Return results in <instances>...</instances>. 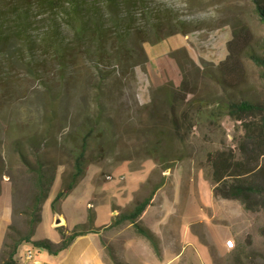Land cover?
<instances>
[{
    "label": "rangeland",
    "instance_id": "374dc122",
    "mask_svg": "<svg viewBox=\"0 0 264 264\" xmlns=\"http://www.w3.org/2000/svg\"><path fill=\"white\" fill-rule=\"evenodd\" d=\"M151 1L170 9L172 18L186 22L189 33L156 44L146 43L148 63L145 68H135V86L124 80L121 89V85L109 82L98 100L101 92L95 87L98 81L88 63L84 72L70 71L63 80L54 67L31 73L21 64L0 65V257L7 235L29 231L34 169L39 165L46 179L53 181L39 212L43 222L36 227L38 240L56 243L58 227L67 225V231L72 232L77 225L87 224L94 212L95 227L111 224L115 208L122 212L131 209L136 201L149 196L155 185L162 184L141 217L142 225L159 238L160 255L132 225L124 224L102 230L101 243L108 264H264V212L251 213L238 201L215 199L212 195L207 154L232 143V137L239 134L236 124L227 115L211 119L204 113L215 100L264 98L262 69L249 58L243 57L245 79L236 88L223 82L217 71L228 55L227 43L234 28L247 27L252 34L251 49L263 53L264 24L256 13L255 0ZM181 48L202 68L196 74L182 61L184 75L194 83L193 97L201 103L197 101L196 109L191 110L194 126L190 131L184 129V138L172 135L162 140L158 153L173 159L164 160L156 153L152 155L154 140L144 131L155 125L170 131V114L158 92L164 84L158 59ZM163 68L166 76L171 69L177 71L173 75L179 74L175 59H167ZM99 101L106 107L103 119L114 122L115 127L107 134L108 146L114 145L113 153L108 147L107 158L89 165L73 193L53 211L62 176L71 167V154L67 153L71 145L66 136L88 117L97 116ZM208 104L210 108H206ZM157 105H161L162 113L155 121L150 109ZM186 108L180 104L178 112ZM51 111L53 123L48 121ZM98 144L100 141H92L91 151ZM55 216L61 224H55ZM209 216L214 217L219 229L208 236L207 250L198 235L205 229L199 220L206 221ZM222 229L227 235L222 236ZM228 238L235 240L236 249L220 256L216 245L220 241L224 245Z\"/></svg>",
    "mask_w": 264,
    "mask_h": 264
},
{
    "label": "trees",
    "instance_id": "16d2710c",
    "mask_svg": "<svg viewBox=\"0 0 264 264\" xmlns=\"http://www.w3.org/2000/svg\"><path fill=\"white\" fill-rule=\"evenodd\" d=\"M255 4L256 13L264 24V0H255ZM161 6L151 0H0V65L21 64L31 73L54 67L61 74L60 80H63L70 71L84 72L83 68L88 63L98 81L95 87L101 92L98 94V100H101L103 89L109 82L121 85V89L124 80L135 86V68H145L148 63L144 48L146 43L156 44L171 36L189 33L186 22L172 18V11ZM251 44L252 34L247 27L233 29L232 39L227 43L228 55L217 66L223 82L230 88H236L245 79L243 57L261 67L264 78V48L259 55L253 52ZM169 58L175 59L180 75H173L177 71L171 69L166 76L163 65ZM182 61L196 74L202 72V68L183 48L158 59V68L163 71L164 78V84L158 92L170 114V131L157 125L144 131L146 136L151 135V140H154L150 148L154 151L152 155L156 153L164 160L173 159L168 154L158 153L162 140L172 135L184 138V129L190 131L194 126L191 110L198 105L197 98L193 97L194 83L192 78L184 75ZM54 104L51 103V107ZM180 104L187 106L181 113L178 112ZM105 108L99 101L97 116L88 117L74 133L66 136L71 145L67 150L71 154V167L62 176L61 188L52 202L53 211H56V205L63 203L73 193L85 177L89 165L113 153L114 145L108 146L110 139L107 134L115 126L112 119H103ZM206 108H210L209 104ZM53 111L48 118L50 123L54 122ZM201 111L202 114H209L211 119L227 115L239 132L232 137L230 145L207 154L213 198L238 201L251 213L264 212V98L261 101L215 100L211 109L204 113ZM160 112L161 105L152 106L150 116L155 121L160 120ZM50 131H47L49 136ZM92 141H100L93 151L90 149ZM108 147L110 153L106 150ZM34 174L35 195L29 231L23 235H7L8 241L3 244L0 264H21L18 252L23 244H30L56 256L79 236L100 234L101 229L94 227V212L90 214L87 224L77 225L72 232L58 227L61 235L58 245L47 239H33L36 227L41 222V206L48 198L53 181L43 175L42 166L38 165ZM160 186L162 184L155 185L149 196L136 201L129 210L122 212L115 208L118 213L108 227L132 225L150 242L157 255H160L159 239L150 228L142 225L141 217L152 204Z\"/></svg>",
    "mask_w": 264,
    "mask_h": 264
},
{
    "label": "crops",
    "instance_id": "0c3cea01",
    "mask_svg": "<svg viewBox=\"0 0 264 264\" xmlns=\"http://www.w3.org/2000/svg\"><path fill=\"white\" fill-rule=\"evenodd\" d=\"M117 213L118 211L113 210L114 216ZM56 216L61 218L59 215ZM56 216L54 217V220H56ZM114 216L112 217V221L114 219ZM62 217L66 219V217L63 214ZM213 220L214 217L212 216H209L206 221H204L203 219L199 220V222L201 223L202 226L205 227V229L203 233L198 235V237L201 243L203 244V246L207 250H208V246H207L208 244L206 240L208 239V236L211 235L213 232H218L219 229V226L215 225ZM42 222H43V217L40 223ZM66 222L70 227L67 219ZM40 223L37 225V229ZM110 225L111 224H108L102 228H98L94 226L97 229H101L100 234L88 233L86 235L79 236L73 241V243L66 250L60 252L56 256L49 254L45 250L36 249L30 244H23L19 249L18 258L20 259L21 264H108L105 259L104 249L101 243V237H102V230L108 228ZM63 228H67V225ZM37 229L34 234L35 236L33 237V239L35 240H38L36 239ZM54 229L57 231L58 228L57 229L54 228ZM225 230L226 229H222V231H220V233L222 232V236L227 235ZM60 241H61V235L59 234L58 242L53 244L58 245ZM216 249L219 250L220 256H225L229 251L228 249H226L225 245L221 244V241L220 244L217 243ZM28 252H31L32 257L31 259L27 260L24 257ZM212 264H214V262Z\"/></svg>",
    "mask_w": 264,
    "mask_h": 264
},
{
    "label": "built area",
    "instance_id": "2783aa9c",
    "mask_svg": "<svg viewBox=\"0 0 264 264\" xmlns=\"http://www.w3.org/2000/svg\"><path fill=\"white\" fill-rule=\"evenodd\" d=\"M224 245L226 247V249H228L229 251H233L236 249V242L233 238H228L225 242H224ZM32 257V254L31 252H28L27 253V260L28 259H31Z\"/></svg>",
    "mask_w": 264,
    "mask_h": 264
},
{
    "label": "water",
    "instance_id": "95a60500",
    "mask_svg": "<svg viewBox=\"0 0 264 264\" xmlns=\"http://www.w3.org/2000/svg\"><path fill=\"white\" fill-rule=\"evenodd\" d=\"M56 225H59V224H61V220L60 219H58V218H56V223H55Z\"/></svg>",
    "mask_w": 264,
    "mask_h": 264
},
{
    "label": "bare ground",
    "instance_id": "6f19581e",
    "mask_svg": "<svg viewBox=\"0 0 264 264\" xmlns=\"http://www.w3.org/2000/svg\"><path fill=\"white\" fill-rule=\"evenodd\" d=\"M62 222V221H61ZM25 259H27V254L25 255V257H24Z\"/></svg>",
    "mask_w": 264,
    "mask_h": 264
}]
</instances>
